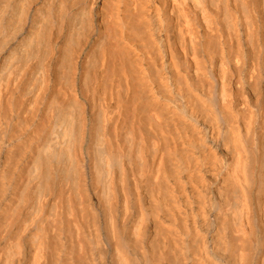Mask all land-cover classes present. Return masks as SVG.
<instances>
[{"label": "bare ground", "instance_id": "obj_1", "mask_svg": "<svg viewBox=\"0 0 264 264\" xmlns=\"http://www.w3.org/2000/svg\"><path fill=\"white\" fill-rule=\"evenodd\" d=\"M0 264H264V0H0Z\"/></svg>", "mask_w": 264, "mask_h": 264}]
</instances>
